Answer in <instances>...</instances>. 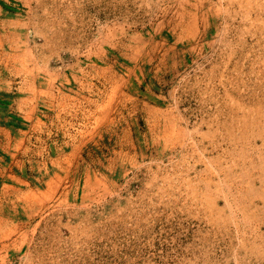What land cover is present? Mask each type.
I'll list each match as a JSON object with an SVG mask.
<instances>
[{"label": "rangeland", "instance_id": "obj_1", "mask_svg": "<svg viewBox=\"0 0 264 264\" xmlns=\"http://www.w3.org/2000/svg\"><path fill=\"white\" fill-rule=\"evenodd\" d=\"M0 264H264V0H0Z\"/></svg>", "mask_w": 264, "mask_h": 264}]
</instances>
